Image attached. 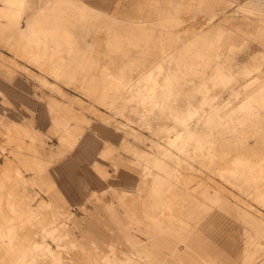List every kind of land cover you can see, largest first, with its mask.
<instances>
[{
    "label": "rangeland",
    "instance_id": "rangeland-1",
    "mask_svg": "<svg viewBox=\"0 0 264 264\" xmlns=\"http://www.w3.org/2000/svg\"><path fill=\"white\" fill-rule=\"evenodd\" d=\"M0 264H264V0H0Z\"/></svg>",
    "mask_w": 264,
    "mask_h": 264
},
{
    "label": "crops",
    "instance_id": "crops-1",
    "mask_svg": "<svg viewBox=\"0 0 264 264\" xmlns=\"http://www.w3.org/2000/svg\"><path fill=\"white\" fill-rule=\"evenodd\" d=\"M69 138L65 137L60 141V145L59 148H62L65 146L66 141H68ZM126 148V151H130V147H127L126 145L124 146ZM132 199V198H131ZM183 208H185V213H186V219H192L194 217L195 214V210L192 207H188V205H183ZM106 214L109 216V219H101V214L98 212L95 221L92 223V231H96V232H101V231H106L109 232L110 230L114 231L115 230V224H116V215H117V211H116V207L113 204H109L107 205L106 208ZM100 223H104L107 226H109V228L107 227H101ZM97 225V226H96ZM221 232V233H220ZM227 234V232L225 233ZM223 233V230L220 231H211L209 235H207V237L209 239H212L215 242V244L221 248V254H223V247L225 248V253L227 256H233L235 257L237 255L236 249V241L233 243L232 241L234 240L231 235L228 236ZM231 237V240H230ZM222 239V240H221ZM224 242V243H223ZM224 244V245H223ZM221 245V246H220ZM235 247V248H234ZM197 248L200 249L201 246L197 244ZM241 254V252H240Z\"/></svg>",
    "mask_w": 264,
    "mask_h": 264
},
{
    "label": "bare ground",
    "instance_id": "bare-ground-1",
    "mask_svg": "<svg viewBox=\"0 0 264 264\" xmlns=\"http://www.w3.org/2000/svg\"><path fill=\"white\" fill-rule=\"evenodd\" d=\"M220 233H221V232H220ZM225 235H226V234H225ZM225 237H226V236H225ZM221 240H222V239H221ZM220 246H221V245H220ZM225 248H226V247H225ZM225 248H224V249H225Z\"/></svg>",
    "mask_w": 264,
    "mask_h": 264
}]
</instances>
